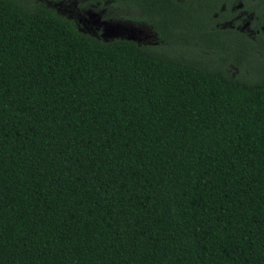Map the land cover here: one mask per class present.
<instances>
[{"label": "trees", "instance_id": "16d2710c", "mask_svg": "<svg viewBox=\"0 0 264 264\" xmlns=\"http://www.w3.org/2000/svg\"><path fill=\"white\" fill-rule=\"evenodd\" d=\"M146 1L159 45L0 0V264H264L260 57Z\"/></svg>", "mask_w": 264, "mask_h": 264}, {"label": "flooded vegetation", "instance_id": "af4514ba", "mask_svg": "<svg viewBox=\"0 0 264 264\" xmlns=\"http://www.w3.org/2000/svg\"><path fill=\"white\" fill-rule=\"evenodd\" d=\"M43 3L51 7H55L57 2H71L77 4L80 12L83 13L92 7L97 9L99 7L104 10V17L111 18L110 14L114 13L116 19L137 20L151 28L155 39L145 42L139 40L141 43L150 45H159L163 38V29H157V24L153 23L156 20L148 22L145 10H133L128 7H149L146 0H134L133 3H125L123 0H102L96 2L90 0H42ZM183 2L185 0H177ZM191 7H212L203 11V15L196 20V23L202 27H210L212 30H218L219 36L226 37V39L234 44L235 52L242 50L245 46L253 47L259 59L256 60L258 66L264 67V0H201L206 1V4H200V0H190ZM208 2V3H207ZM213 2V3H212ZM91 8V9H92ZM139 17V18H138ZM208 18L209 21L205 22ZM115 20V19H114ZM184 20L187 21L185 15ZM79 25V24H78ZM231 69L238 71L239 67L232 64Z\"/></svg>", "mask_w": 264, "mask_h": 264}, {"label": "rangeland", "instance_id": "374dc122", "mask_svg": "<svg viewBox=\"0 0 264 264\" xmlns=\"http://www.w3.org/2000/svg\"><path fill=\"white\" fill-rule=\"evenodd\" d=\"M55 7H57L58 11L63 13V15L70 18L74 17L83 31L103 39L124 37L137 41L145 40V42L155 39L148 25L137 20L116 19L114 13L110 14L113 19L104 17V10L99 7H96L97 9L89 8L83 13L80 12L74 1L57 2Z\"/></svg>", "mask_w": 264, "mask_h": 264}]
</instances>
